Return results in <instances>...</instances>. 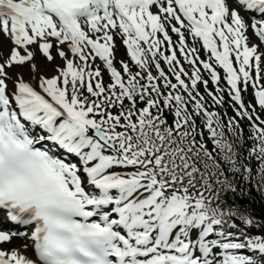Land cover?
I'll use <instances>...</instances> for the list:
<instances>
[{
    "label": "snow or ice",
    "instance_id": "1",
    "mask_svg": "<svg viewBox=\"0 0 264 264\" xmlns=\"http://www.w3.org/2000/svg\"><path fill=\"white\" fill-rule=\"evenodd\" d=\"M0 264H264V0H0Z\"/></svg>",
    "mask_w": 264,
    "mask_h": 264
}]
</instances>
